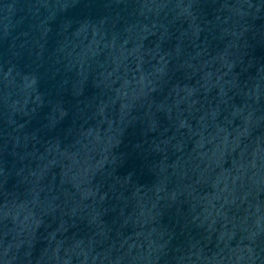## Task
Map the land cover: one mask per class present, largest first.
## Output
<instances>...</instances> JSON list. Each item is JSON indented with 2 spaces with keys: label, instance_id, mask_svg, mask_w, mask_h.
Listing matches in <instances>:
<instances>
[{
  "label": "water",
  "instance_id": "water-1",
  "mask_svg": "<svg viewBox=\"0 0 264 264\" xmlns=\"http://www.w3.org/2000/svg\"><path fill=\"white\" fill-rule=\"evenodd\" d=\"M0 264H264V0H0Z\"/></svg>",
  "mask_w": 264,
  "mask_h": 264
}]
</instances>
